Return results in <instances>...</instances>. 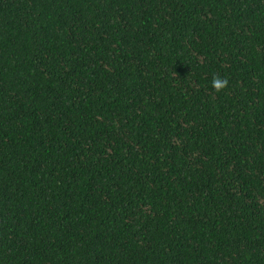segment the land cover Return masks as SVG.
I'll use <instances>...</instances> for the list:
<instances>
[{"label":"trees","instance_id":"16d2710c","mask_svg":"<svg viewBox=\"0 0 264 264\" xmlns=\"http://www.w3.org/2000/svg\"><path fill=\"white\" fill-rule=\"evenodd\" d=\"M0 264H264V0H0Z\"/></svg>","mask_w":264,"mask_h":264},{"label":"clouds","instance_id":"9594fccd","mask_svg":"<svg viewBox=\"0 0 264 264\" xmlns=\"http://www.w3.org/2000/svg\"><path fill=\"white\" fill-rule=\"evenodd\" d=\"M228 81L220 77L214 76L212 79V87L215 91L220 92L227 86Z\"/></svg>","mask_w":264,"mask_h":264}]
</instances>
